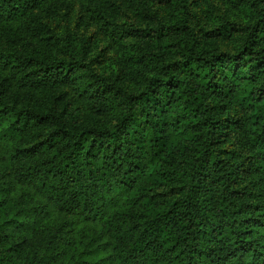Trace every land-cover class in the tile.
Returning a JSON list of instances; mask_svg holds the SVG:
<instances>
[{
  "label": "trees",
  "instance_id": "trees-1",
  "mask_svg": "<svg viewBox=\"0 0 264 264\" xmlns=\"http://www.w3.org/2000/svg\"><path fill=\"white\" fill-rule=\"evenodd\" d=\"M79 1L119 13L118 70L48 30ZM162 2L0 0V264H264V0H239L232 53ZM157 21V22H156Z\"/></svg>",
  "mask_w": 264,
  "mask_h": 264
},
{
  "label": "rangeland",
  "instance_id": "rangeland-1",
  "mask_svg": "<svg viewBox=\"0 0 264 264\" xmlns=\"http://www.w3.org/2000/svg\"><path fill=\"white\" fill-rule=\"evenodd\" d=\"M238 1L188 0L189 6L184 16L173 7L168 9L162 2H155L151 10L163 23L184 17L190 29L201 39H211L212 33L219 26L232 25L233 35L218 42L220 51L232 53L242 42L243 35L239 27L247 22L244 14L235 7ZM86 17L85 7L76 1L68 11H60L56 18H42V23L55 34L67 35L70 39L81 42L84 46V60L94 72L101 75L117 72L119 44L123 40L126 43L132 41V37L125 35L121 28L143 27L144 18L129 13H119L105 28H102L86 21ZM2 51L3 44L0 42V53ZM3 172H5L4 164L0 161V176H3Z\"/></svg>",
  "mask_w": 264,
  "mask_h": 264
}]
</instances>
